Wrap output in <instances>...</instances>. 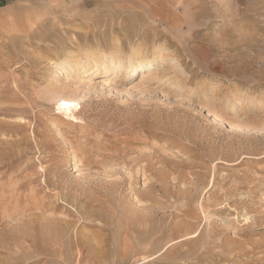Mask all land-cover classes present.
I'll return each instance as SVG.
<instances>
[{"label":"rangeland","instance_id":"rangeland-1","mask_svg":"<svg viewBox=\"0 0 264 264\" xmlns=\"http://www.w3.org/2000/svg\"><path fill=\"white\" fill-rule=\"evenodd\" d=\"M163 2L183 28L145 0H0L37 23L35 46L0 34V264H67L66 221L81 264H264V0H201L199 20ZM129 55L155 64L55 75Z\"/></svg>","mask_w":264,"mask_h":264},{"label":"bare ground","instance_id":"bare-ground-1","mask_svg":"<svg viewBox=\"0 0 264 264\" xmlns=\"http://www.w3.org/2000/svg\"><path fill=\"white\" fill-rule=\"evenodd\" d=\"M175 2H177L179 4L178 10H182L184 8H188L189 10H191L192 11L191 12V18L192 19L199 20L200 16H202V14L206 13L207 7L202 6L201 0H175ZM144 5L147 6V9H148L149 13L151 14V16L156 18L161 23H163L167 26L170 25L174 28L175 27L183 28L182 27L183 19H182V17H180L181 15L175 11L174 12H171V11L166 12V8H165L163 0H145ZM30 10L32 11V9H30ZM77 10H78V8H77ZM34 15H35V17H37L36 14H34ZM27 17H29V16H27ZM38 18H39V16H38ZM19 19L20 18L18 17V15L14 11H12L10 8H8L6 10H0V34L2 36H7V38L10 39V36L8 37V35H6V33H9L12 36H16L15 33H17L18 37L21 36L20 40L25 39V37L26 38L28 37V39H29L28 42H30L31 45L35 46V44L32 41L33 37L31 36V34L29 35V33H30V29L32 31L35 28V25H37V23L30 20L28 22V25H27L25 22H23L22 20H19ZM36 20H37V18H36ZM144 30H145V28H144ZM29 36H31L32 38ZM163 37H166L163 33H161L160 31H155L154 37L152 40L155 41L156 39L158 40V39H161ZM38 46L40 48L43 47V45H38ZM15 48H16V44L14 42H12V44H8L5 47V50L7 49L13 53ZM0 52H2V54H3V51H0ZM75 56H76V54H75ZM11 57H13V56H11ZM137 59L138 58H135L134 56L129 55L127 62H125L126 60L125 61L124 60H117V61L115 60V62H112V63H108L105 61H103V62L94 61V62L90 63L87 61L83 62L81 60L75 59V57H70V58H67L65 61L61 62V64H59L57 66L55 75L59 76V75L64 74L68 68L71 71L72 76L74 75L76 78H81V79H83L87 76H90L92 74H97L99 76V78L105 77L107 75H111L113 73L120 75V73H123L124 71H129L130 67H132L133 65L136 64ZM154 64L155 63H153L152 61H149V60L142 62L141 64L135 66L134 68H131V70L129 71V73H130L129 75L134 76L135 74H137L141 71L151 70L152 67L154 66ZM67 99H69V98H67ZM67 99L64 100V97H63V100L60 99L61 101L58 105V109L65 111V110H69V109L73 108L71 103H70L71 101L70 100L68 101ZM71 100H74V98ZM74 101L76 102V100H74ZM73 104H74V102H73ZM71 112H73V111H71ZM66 114H68V113H66ZM69 116H70V114H69ZM224 122H225V120H224ZM226 122L229 123V125L232 128H235L237 132L242 131L241 126L238 122H236V121H226ZM4 161L5 160L0 161V164H3ZM3 167H8V165L5 164V165H3ZM26 198H27V196H26ZM37 201H39V199ZM58 215H60V214H58ZM38 219L37 218L32 219L31 222H33V224L30 225V227H29L30 231L25 236H22V239H20L21 242L19 244V247L23 248V250L28 251L29 254L36 251L37 249H39V246L36 243L37 242V240H36L37 231L35 229V227L37 226L36 220H38ZM65 225H66V227L61 226V230L65 231L66 233L64 234V232H60L61 233V234H59L60 236L58 238H56V239H58V242L53 243V245L56 246V249H54V250L59 251L58 255H61V261H66L67 264H81L82 259H83L82 252L84 251L83 250L84 246H83L82 242L80 241V231L78 229H76L78 223H76V221L75 222H72V221L67 222L66 221ZM73 228H74V232H73L74 235H73L72 239H73L74 244L76 246H79V249H77L78 250L77 256H76L75 252H72V254H75V255L66 256L65 251L63 250V249H65V246H66L64 243L65 242L64 237L65 236L69 237L71 235V229H73ZM83 238H86V237L83 236ZM52 239H54V238H52ZM73 242H70V244H72ZM86 262H87V260H86Z\"/></svg>","mask_w":264,"mask_h":264}]
</instances>
